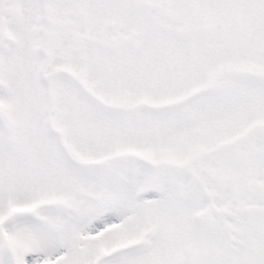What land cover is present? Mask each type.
I'll use <instances>...</instances> for the list:
<instances>
[{
    "label": "snow or ice",
    "instance_id": "1",
    "mask_svg": "<svg viewBox=\"0 0 264 264\" xmlns=\"http://www.w3.org/2000/svg\"><path fill=\"white\" fill-rule=\"evenodd\" d=\"M0 264H264V0H0Z\"/></svg>",
    "mask_w": 264,
    "mask_h": 264
}]
</instances>
